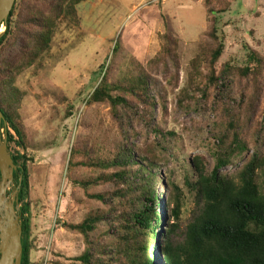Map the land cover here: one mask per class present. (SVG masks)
I'll return each instance as SVG.
<instances>
[{
  "label": "rangeland",
  "instance_id": "rangeland-1",
  "mask_svg": "<svg viewBox=\"0 0 264 264\" xmlns=\"http://www.w3.org/2000/svg\"><path fill=\"white\" fill-rule=\"evenodd\" d=\"M229 1V11L216 14L217 35L224 41V51L217 66L218 86L206 92L207 97L203 96L206 90L200 79L193 87L187 83L192 62L212 44L204 0H85L76 8L78 24H59L49 53L16 80L15 86L24 94L18 114L28 146L27 150L18 147L17 151L30 159L29 179L28 186L22 188L19 168L8 198L20 185L23 200L18 215L21 223L29 218L31 226L30 264H80L70 259L82 255L86 243L65 225L80 223L90 210L101 205L86 201L83 190L74 184L92 174L79 170L68 175L67 165L72 149L82 144L103 145L105 139L122 140L128 145L146 141L165 146L168 161L155 170V179L150 183L154 214L159 213L162 219L153 264H163L157 249L167 232L165 227L173 223L171 213L177 197L182 208L173 242L184 241L186 228L200 209L184 185L186 165L191 158L201 156L208 171L213 168L209 147L218 144L215 122L225 109L242 110L255 89L254 75L241 79L236 73H221L220 69L225 64L243 67L252 51L264 61V0ZM0 30L2 34L6 27ZM164 36L175 43L170 46L169 57L176 59L179 82L173 91L169 86L176 73L173 63L168 61L167 67L150 64L161 60ZM115 46L117 54L113 55ZM106 66L110 83L122 84L143 70L165 89L161 92L164 99L153 106L150 124L127 115L123 109L114 117L107 103L87 105ZM199 69L204 76L208 74L204 62ZM257 75L261 93L250 122L251 130L256 131V144L224 173H236L243 159L253 152L264 153V62ZM175 85L172 83V87ZM182 91L189 96L180 105ZM153 126L176 136L162 139ZM2 134L6 135L4 129ZM189 176L192 178L191 173ZM168 179L180 192L173 186L169 188ZM22 207L27 210L25 215ZM105 230L103 223L91 234L92 254L98 252L95 240Z\"/></svg>",
  "mask_w": 264,
  "mask_h": 264
},
{
  "label": "trees",
  "instance_id": "trees-1",
  "mask_svg": "<svg viewBox=\"0 0 264 264\" xmlns=\"http://www.w3.org/2000/svg\"><path fill=\"white\" fill-rule=\"evenodd\" d=\"M84 1L16 0L6 31L0 38V110L5 123L2 129L6 131L13 163L20 166L18 173L23 175L22 188L28 186L27 164L30 159L17 151L18 147L27 150L28 146L18 114L24 94L15 82L49 53L59 24H78L76 8ZM204 5L212 44L192 62L187 83L193 87L200 79L206 90L203 96L207 97L206 92L218 86L217 66L224 51V41L217 35L216 14L228 12L231 3L229 0H204ZM163 40L161 60L150 64L167 67L168 61L173 63L176 73L169 85L173 91L179 82L176 59L169 57L172 52L170 46L175 43L167 36ZM202 62L208 70L206 76L199 69ZM263 62L252 51L243 67L225 64L220 69L221 73H236L241 79L254 75L255 89L242 110L225 109L215 122V141L218 144L209 147L213 168L208 171L201 156L191 158L186 165L184 185L195 196L200 209L188 224L184 241L175 244L176 221L181 218L182 208L177 197L171 213L173 223L165 227L167 232L157 249L163 264H264V153L256 151L245 157L242 167L234 174L223 172L247 155L256 144V131L251 130L250 122L261 93L257 88V74ZM108 72L109 68L103 67L87 105L107 103L114 117H118L123 109L127 115L150 124L148 118L153 114V106L164 99L161 92L165 89L143 70L122 84L110 83ZM172 83L176 84L175 87ZM180 95L181 105L189 95L186 91ZM152 129L162 139L176 136L174 132H162L159 127L153 126ZM144 142L128 145L122 140L109 142L105 139L103 145L82 144L71 150L67 174L79 170L90 172L91 176L76 180L74 184L83 190L86 201L101 205L90 210L80 223L65 225L71 233L82 236L86 243L84 253L71 261L80 264H153L155 249L158 248V244L155 245L157 230L162 226V219L159 213L154 214L150 183L155 179V170L168 161L169 155L160 143ZM260 176L263 177L262 183L259 182ZM167 184L180 192L170 179ZM18 197L21 203L23 190ZM26 211L22 207L24 215ZM103 223L106 230L96 238L98 252L92 254L91 234ZM22 229L21 264H30L29 218L23 220Z\"/></svg>",
  "mask_w": 264,
  "mask_h": 264
},
{
  "label": "water",
  "instance_id": "water-1",
  "mask_svg": "<svg viewBox=\"0 0 264 264\" xmlns=\"http://www.w3.org/2000/svg\"><path fill=\"white\" fill-rule=\"evenodd\" d=\"M16 0H0V28L8 22ZM4 33L0 34V38ZM4 117L0 110V264H21L22 223L20 221L19 189L8 198V191L14 182V174L20 168L13 163L7 145V137L2 134Z\"/></svg>",
  "mask_w": 264,
  "mask_h": 264
},
{
  "label": "bare ground",
  "instance_id": "bare-ground-1",
  "mask_svg": "<svg viewBox=\"0 0 264 264\" xmlns=\"http://www.w3.org/2000/svg\"><path fill=\"white\" fill-rule=\"evenodd\" d=\"M0 32H1V30H0Z\"/></svg>",
  "mask_w": 264,
  "mask_h": 264
}]
</instances>
